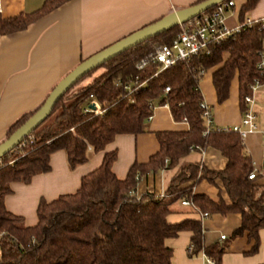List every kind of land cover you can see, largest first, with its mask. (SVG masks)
I'll list each match as a JSON object with an SVG mask.
<instances>
[{
    "label": "trees",
    "instance_id": "obj_1",
    "mask_svg": "<svg viewBox=\"0 0 264 264\" xmlns=\"http://www.w3.org/2000/svg\"><path fill=\"white\" fill-rule=\"evenodd\" d=\"M69 1L51 0L35 13L10 19L0 16V35L24 31ZM257 2L246 0L241 14L251 11ZM177 33L178 27L162 33L85 75L82 79H91L88 84L75 88L76 84L68 90L50 116L0 159V264H171L172 250L165 241L184 231L192 233L190 258L204 251L215 264H221L227 245L204 247L200 222H167L172 206L182 200L190 201L209 217L240 215L241 226L231 239L246 235L253 244L249 254L257 251L259 232L264 230V181L260 175L248 179L253 170L252 160L237 134L214 126L204 134L199 82L206 71L218 67L212 80L222 103L237 75L242 111L249 85L255 79L264 83V76L257 70L263 34L255 29L243 31L215 47L209 55L159 72L160 66L152 62V56L156 48L171 44ZM143 61L147 64L138 70ZM126 85L132 89L141 87L129 94L124 89ZM167 87L170 91L165 94ZM44 101L16 120L8 128L5 140ZM155 105L167 106L173 121L186 120L189 129L157 133L158 152L145 164L134 163L125 179L119 180L112 171L117 153H106L101 165L81 179L75 193L52 202H39L36 226H25L21 217L7 211L5 197L12 193L11 184H29L35 176L48 173L53 153L63 151L69 168L74 170L87 161L88 147L100 153L119 135L146 132ZM196 147L221 152L227 160L226 168L212 172L198 164L185 165L173 177L163 197L137 196V185L143 177L175 168ZM201 181L211 185L220 181L228 202L194 194Z\"/></svg>",
    "mask_w": 264,
    "mask_h": 264
},
{
    "label": "crops",
    "instance_id": "obj_2",
    "mask_svg": "<svg viewBox=\"0 0 264 264\" xmlns=\"http://www.w3.org/2000/svg\"><path fill=\"white\" fill-rule=\"evenodd\" d=\"M51 0H0L3 19L39 11ZM202 0H71L30 24L24 31L11 35H0V144L5 140L8 128L21 116L34 111L47 98L52 89L83 60L107 48L126 36L150 25L167 14L198 4ZM241 0L227 24L236 27L245 19L264 17V0H258L249 12L241 14ZM227 55L224 56V59ZM218 67L206 71L199 82L203 101L211 110L213 126L227 129L241 121L239 82L235 75L230 83L228 97L219 103L212 76ZM98 75V73H97ZM91 79L86 80L88 84ZM85 84V85H86ZM254 111L258 132L243 140L245 151L252 160L253 168L264 181V83L257 96ZM186 122L173 121L167 106L155 105L146 132L138 135H119L105 151L95 153L87 148V161L71 170L67 156L57 151L50 157V171L35 176L29 184H11L12 193L5 197L8 212L23 219L25 226L38 223L37 207L41 200L52 202L62 195L75 193L81 179L97 169L106 153L116 152L117 159L112 171L119 180L126 178L134 163L145 164L159 150L156 134L159 132H187ZM198 164L212 172L226 168L227 160L216 149L207 148L192 151L181 159L173 169H163L143 177L136 189L137 196L153 195L163 197L176 173L182 166ZM194 194L208 196L217 202L219 198L228 202L220 181L211 185L201 181L194 188ZM192 220L201 223L203 246L227 245L221 264H264V230L259 232L257 251L243 235L231 239L241 226V216L212 215L201 220L199 211L177 203L167 217L169 224ZM192 233L184 231L175 238L167 239L165 245L172 250L171 264H205L201 254L188 256ZM224 236L225 239L221 240Z\"/></svg>",
    "mask_w": 264,
    "mask_h": 264
},
{
    "label": "built area",
    "instance_id": "obj_3",
    "mask_svg": "<svg viewBox=\"0 0 264 264\" xmlns=\"http://www.w3.org/2000/svg\"><path fill=\"white\" fill-rule=\"evenodd\" d=\"M234 7L235 4L233 0H225L216 5L212 11H207L179 26L176 38L171 44L156 48L152 56V62L160 66L159 72L167 70L177 64L186 63L192 58L209 55L215 47L233 38L235 35L246 30L255 29L263 34V48L260 52V61L257 65V70L260 72L261 76H264V17L259 19H245L236 27L230 28L227 24V18L228 15L232 14ZM2 9V4L0 2V14L2 13ZM146 64L147 62L143 61L137 66V69H142ZM262 84L261 81L255 79L253 83L249 85L250 92L243 97V109L241 111L242 116L240 123L226 129L237 134L241 141L245 140L249 134L259 131L254 107L257 96L260 94ZM140 87L141 86H137L135 89H132L130 85H126L124 89L131 94ZM169 91V87L164 89L165 94L169 93ZM200 108L203 111L202 118L206 126V131L204 133L206 135L213 126V118L210 108L204 101L200 103ZM84 112H87V110H84ZM183 122H186V120ZM261 133L264 143V131ZM194 150L202 151L199 147H196ZM260 174L258 170L253 168L248 174V179L253 180ZM180 204L182 206H190L198 212L188 200H182ZM199 215L201 220L209 218L206 213L199 212ZM224 239L225 237L222 236L221 240ZM192 249L193 245L190 244L187 251L191 252ZM200 254L205 264H215V260L207 256L204 251Z\"/></svg>",
    "mask_w": 264,
    "mask_h": 264
},
{
    "label": "water",
    "instance_id": "obj_4",
    "mask_svg": "<svg viewBox=\"0 0 264 264\" xmlns=\"http://www.w3.org/2000/svg\"><path fill=\"white\" fill-rule=\"evenodd\" d=\"M223 1L225 0H205L196 5L173 11L156 22L143 27L83 60L58 82L45 99L43 105L22 126L15 130L8 139L0 144V159L17 148L25 138L34 132L50 116L59 99L85 75L137 45L185 24L189 20L207 12ZM91 107L92 109H95L94 104Z\"/></svg>",
    "mask_w": 264,
    "mask_h": 264
},
{
    "label": "rangeland",
    "instance_id": "obj_5",
    "mask_svg": "<svg viewBox=\"0 0 264 264\" xmlns=\"http://www.w3.org/2000/svg\"><path fill=\"white\" fill-rule=\"evenodd\" d=\"M236 3H237V7L240 5L241 3V0H236ZM86 79H81L79 81V83H77V85L75 86V88H78V87H81V86H84L86 84Z\"/></svg>",
    "mask_w": 264,
    "mask_h": 264
}]
</instances>
